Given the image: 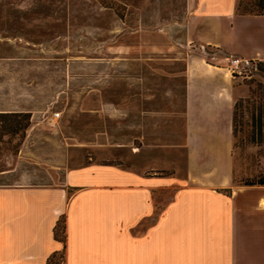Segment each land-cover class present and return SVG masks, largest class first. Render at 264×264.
Instances as JSON below:
<instances>
[{
    "label": "crops",
    "instance_id": "crops-1",
    "mask_svg": "<svg viewBox=\"0 0 264 264\" xmlns=\"http://www.w3.org/2000/svg\"><path fill=\"white\" fill-rule=\"evenodd\" d=\"M237 2L188 0L175 141L121 144L122 161L70 166L57 184L0 183V264H54L61 252V264L263 263L264 202L247 200L254 186L234 181V104L248 90L227 64L264 60V14L239 13ZM62 217L64 239L54 232Z\"/></svg>",
    "mask_w": 264,
    "mask_h": 264
},
{
    "label": "rangeland",
    "instance_id": "rangeland-1",
    "mask_svg": "<svg viewBox=\"0 0 264 264\" xmlns=\"http://www.w3.org/2000/svg\"><path fill=\"white\" fill-rule=\"evenodd\" d=\"M190 14L188 0H0V102L31 112L27 128L0 133V170L14 168L0 183L57 184L70 166L122 161L121 144L175 141ZM235 77L249 95L264 71L255 59ZM240 118L234 179L247 185L264 172V143L250 141L249 111ZM253 186L246 199L264 202Z\"/></svg>",
    "mask_w": 264,
    "mask_h": 264
},
{
    "label": "trees",
    "instance_id": "trees-1",
    "mask_svg": "<svg viewBox=\"0 0 264 264\" xmlns=\"http://www.w3.org/2000/svg\"><path fill=\"white\" fill-rule=\"evenodd\" d=\"M237 12L264 14V0H252L250 4L241 7V0L237 2ZM258 68L264 71V60L258 59ZM258 97V98H256ZM264 82L258 81L256 86H250V94L239 96L234 104L233 132L234 139L237 135L238 124L241 123L245 110L249 111L251 117L250 141L257 144L264 143ZM30 111L27 110H0V133H17L27 128L30 123ZM235 181V179H234ZM244 184H264V172L254 178H247ZM228 192L231 188H226ZM65 218H60L54 228L55 235L65 238ZM57 253L50 256V262L54 263Z\"/></svg>",
    "mask_w": 264,
    "mask_h": 264
},
{
    "label": "built area",
    "instance_id": "built-area-1",
    "mask_svg": "<svg viewBox=\"0 0 264 264\" xmlns=\"http://www.w3.org/2000/svg\"><path fill=\"white\" fill-rule=\"evenodd\" d=\"M255 59L250 58H244L240 56H228V68L230 71L236 75V74H243L245 71V68L247 65L253 62ZM55 117H58L60 115V111H55L54 113ZM54 264H57L54 262Z\"/></svg>",
    "mask_w": 264,
    "mask_h": 264
},
{
    "label": "bare ground",
    "instance_id": "bare-ground-1",
    "mask_svg": "<svg viewBox=\"0 0 264 264\" xmlns=\"http://www.w3.org/2000/svg\"><path fill=\"white\" fill-rule=\"evenodd\" d=\"M206 63V62H205Z\"/></svg>",
    "mask_w": 264,
    "mask_h": 264
}]
</instances>
